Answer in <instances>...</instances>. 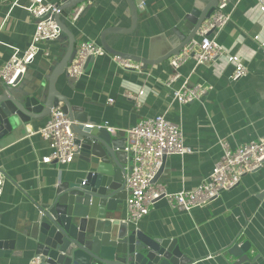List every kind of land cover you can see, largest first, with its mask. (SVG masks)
I'll use <instances>...</instances> for the list:
<instances>
[{
    "label": "crops",
    "instance_id": "obj_1",
    "mask_svg": "<svg viewBox=\"0 0 264 264\" xmlns=\"http://www.w3.org/2000/svg\"><path fill=\"white\" fill-rule=\"evenodd\" d=\"M87 1L75 22H69L68 15L62 18L76 45L83 40L99 43L100 33L106 28L130 27L126 0ZM206 1L136 0L135 27L124 34H107V40L126 53L147 56L152 47L160 55L176 17ZM27 4L28 0H0V69L12 52L9 45L24 50L29 44L35 20L25 10ZM260 6H264V0H230L226 8L229 21L211 33L229 55L242 60L248 69L246 76L230 80L234 65L225 56L202 65L188 60L180 68L181 76L172 87H191L202 82L212 85L200 102L180 106L172 98L171 89L163 84L171 72L168 60L138 73L119 67L108 56L93 57L84 74L75 79L71 102L83 106L92 124L108 122L114 126L117 137H126L129 127L158 114L179 122L184 143L193 153L182 158L166 156L156 182L163 184L167 192L194 188L220 157L219 138H225L231 146L264 138V47L255 39H264V11ZM58 39L41 46V52L27 68L30 80L26 87L48 73L60 59L68 37L61 34ZM65 79L63 74L57 88L70 94L72 90ZM125 91L137 96V106L124 95ZM47 118L16 129L0 147V170L6 178L0 195V240L13 243L7 254H0V264H28L34 255L26 246L24 233L36 210L34 202L51 192L53 185L77 163L75 156L68 164L40 161L50 152L47 141L39 135ZM124 216L123 203L115 217ZM136 227L153 236L177 239L180 249L193 259L191 264H229L226 248L246 240L251 244L249 256L256 257L244 264H264V163L245 174L234 188L190 213L172 209L164 198H159Z\"/></svg>",
    "mask_w": 264,
    "mask_h": 264
},
{
    "label": "water",
    "instance_id": "obj_2",
    "mask_svg": "<svg viewBox=\"0 0 264 264\" xmlns=\"http://www.w3.org/2000/svg\"><path fill=\"white\" fill-rule=\"evenodd\" d=\"M84 1L64 0L60 6L61 15L55 16L61 34H65L68 41L64 53L52 64L49 72L36 77L26 87L27 80H30L26 70L14 85L2 84L0 87V147L16 129L48 117L51 109L57 106L72 123L77 147L76 165L53 185L51 192L34 202L36 210L31 214L24 233L26 246L34 256H39V264H191L193 259L180 249L177 239L150 235L122 217H115L127 196L125 176L129 155L124 150L126 137H117L105 127L91 123L83 106L71 102L75 78L67 76L76 39L62 18ZM126 1L131 16L130 27L106 28L98 41L109 54L140 62L145 69L177 55L195 37L200 24L211 15L218 0L193 5L189 11L178 15L170 28L171 36L166 37L167 42L162 46V54H156L150 47L147 56L123 52L107 40V34H124L136 25L137 2ZM92 59V56L86 58L84 70ZM63 74L65 84L72 90L70 94L57 88ZM165 158L162 157L152 183L161 175ZM12 244L0 240V254H7ZM250 246L248 240L231 243L225 250L231 259L227 262L244 264L255 261L256 256L248 254Z\"/></svg>",
    "mask_w": 264,
    "mask_h": 264
},
{
    "label": "built area",
    "instance_id": "obj_3",
    "mask_svg": "<svg viewBox=\"0 0 264 264\" xmlns=\"http://www.w3.org/2000/svg\"><path fill=\"white\" fill-rule=\"evenodd\" d=\"M86 1L71 9L67 16L69 22L78 19L88 4ZM63 2L64 0L53 2L28 0L24 8L35 20V28L24 50L9 45L12 52L0 69L1 84L14 85L16 79L26 72L35 56L41 52V46L54 42L60 37L61 32L55 16L61 15L60 6ZM229 2L230 0H218L214 11L200 24L195 37L185 44L177 55L168 59L171 72L163 84L171 89L172 98L180 106L192 101L200 102L201 98L212 89V85L207 82L195 83L191 87L185 84L179 88L172 87L173 82L181 76L180 68L188 60L195 61L196 65H202L225 56L228 62L234 65L229 75L230 80L235 81L248 74V69L242 60L237 56L229 55L216 38L211 36L212 32L221 30L229 21L230 16L226 12ZM16 4L17 1H14L13 5ZM260 10L264 11V6H260ZM210 31L212 32L209 34ZM255 39L264 47V39L258 36ZM47 53L46 51L45 54ZM88 56H108L123 69L138 73L144 70L137 61L109 54L93 40H83L75 47V54L67 67V76L75 79L82 76L84 62ZM124 95L134 100L136 106L139 104L136 95L129 91H125ZM108 102L112 103L113 99L109 98ZM71 124L59 106L51 109L45 124L39 129V135L47 141L50 148V152L41 158L42 163L54 161L57 164H68L73 160L77 147L74 144ZM96 126H103L110 133L116 131V128L108 122ZM126 131L124 150L129 155V162L126 166L127 196L124 201L123 219L134 226H137L148 214L152 204L159 198H164L172 209L190 213L193 209L203 207L217 198L221 192L234 188L245 174L261 168L264 163V138L256 137L235 146H231L225 138H219L221 154L209 173L192 189L182 188L176 192H167L163 184L151 181L161 165L163 156L178 155L182 158L193 153L192 148L184 143L181 124L158 114L141 119ZM5 180V175L0 170V195ZM39 261V256H33L28 264H39Z\"/></svg>",
    "mask_w": 264,
    "mask_h": 264
}]
</instances>
